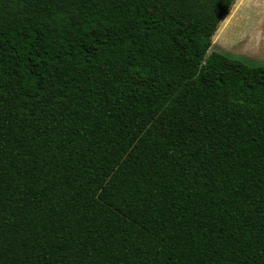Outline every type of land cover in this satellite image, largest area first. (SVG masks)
I'll return each mask as SVG.
<instances>
[{"label": "trees", "instance_id": "obj_1", "mask_svg": "<svg viewBox=\"0 0 264 264\" xmlns=\"http://www.w3.org/2000/svg\"><path fill=\"white\" fill-rule=\"evenodd\" d=\"M235 0H0V264H264V66L212 52Z\"/></svg>", "mask_w": 264, "mask_h": 264}, {"label": "rangeland", "instance_id": "obj_2", "mask_svg": "<svg viewBox=\"0 0 264 264\" xmlns=\"http://www.w3.org/2000/svg\"><path fill=\"white\" fill-rule=\"evenodd\" d=\"M212 52L264 66V0H235L213 36Z\"/></svg>", "mask_w": 264, "mask_h": 264}]
</instances>
